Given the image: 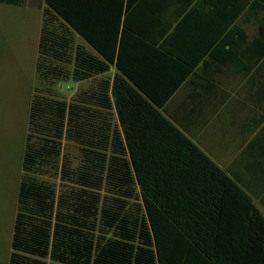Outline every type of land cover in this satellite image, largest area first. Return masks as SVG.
Segmentation results:
<instances>
[{
	"label": "trees",
	"instance_id": "1",
	"mask_svg": "<svg viewBox=\"0 0 264 264\" xmlns=\"http://www.w3.org/2000/svg\"><path fill=\"white\" fill-rule=\"evenodd\" d=\"M45 1L36 73L46 87L30 104L8 264H264V246L246 256L210 247L193 230L205 207L175 181L177 155L146 149L157 144L146 86L127 56L128 40L142 47L143 0ZM157 4L166 2L146 0V18L164 16ZM149 26L147 36L161 34ZM68 80L93 83L67 101L53 86Z\"/></svg>",
	"mask_w": 264,
	"mask_h": 264
},
{
	"label": "crops",
	"instance_id": "2",
	"mask_svg": "<svg viewBox=\"0 0 264 264\" xmlns=\"http://www.w3.org/2000/svg\"><path fill=\"white\" fill-rule=\"evenodd\" d=\"M157 1L166 2L157 4L164 16L146 18L142 3V47L127 41L146 86V132L157 142L146 149L177 155L175 181L188 183L193 206L207 213L193 230L205 229L210 247L246 256L241 249L264 246L253 218H264V0ZM46 6L0 0V15L26 10L41 30ZM146 22L161 34L147 36Z\"/></svg>",
	"mask_w": 264,
	"mask_h": 264
},
{
	"label": "rangeland",
	"instance_id": "3",
	"mask_svg": "<svg viewBox=\"0 0 264 264\" xmlns=\"http://www.w3.org/2000/svg\"><path fill=\"white\" fill-rule=\"evenodd\" d=\"M40 19L26 10L0 15V264H8L30 104L36 89H45L36 73ZM78 44L85 42L76 36ZM93 80L57 82L54 93L70 101ZM69 157L78 156L74 143Z\"/></svg>",
	"mask_w": 264,
	"mask_h": 264
}]
</instances>
